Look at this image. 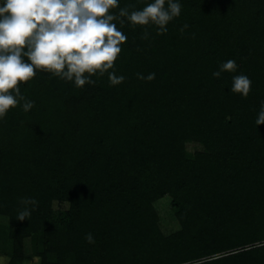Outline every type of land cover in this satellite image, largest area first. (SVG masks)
Returning a JSON list of instances; mask_svg holds the SVG:
<instances>
[{
	"label": "trees",
	"instance_id": "obj_1",
	"mask_svg": "<svg viewBox=\"0 0 264 264\" xmlns=\"http://www.w3.org/2000/svg\"><path fill=\"white\" fill-rule=\"evenodd\" d=\"M180 2L163 34L114 21L127 36L109 70L120 85L97 73L78 88L45 71L19 85L34 107L0 120L8 264L25 259V238L40 264H264V0ZM229 59L237 71L214 77ZM239 74L246 98L228 92ZM165 196L179 224L168 236L154 206ZM26 198L38 203L21 220ZM53 201L69 203L61 220Z\"/></svg>",
	"mask_w": 264,
	"mask_h": 264
},
{
	"label": "clouds",
	"instance_id": "obj_2",
	"mask_svg": "<svg viewBox=\"0 0 264 264\" xmlns=\"http://www.w3.org/2000/svg\"><path fill=\"white\" fill-rule=\"evenodd\" d=\"M120 0H0V120L9 111L20 106L24 111L34 107L19 85L32 80L37 71H45L83 88L94 84L91 77L108 74L112 85H120L125 77L117 75L114 62L127 41L126 34L117 27H157L160 34L168 31L167 25L182 12L180 0H150L141 10L129 12L119 8ZM119 8L114 13L113 9ZM147 37V33L145 34ZM235 60L221 62L214 77L236 72ZM87 74V75H85ZM141 80L152 81L154 72L147 76L138 73ZM251 79L245 74L234 75L228 92L246 98L251 91ZM21 101H24L21 104ZM257 129L264 125V102L255 120ZM19 213L23 220L31 214L28 205L37 201L26 198ZM94 243L91 233L86 235Z\"/></svg>",
	"mask_w": 264,
	"mask_h": 264
},
{
	"label": "rangeland",
	"instance_id": "obj_3",
	"mask_svg": "<svg viewBox=\"0 0 264 264\" xmlns=\"http://www.w3.org/2000/svg\"><path fill=\"white\" fill-rule=\"evenodd\" d=\"M62 120H66L65 118ZM201 145L195 142H188L186 149L189 153L199 150ZM154 206L159 215V227L163 234L166 236L173 234L179 229V224L174 217V211L170 207V198L165 196L154 202ZM69 210V203L65 201H53L51 204V217L53 221L61 220ZM10 221L7 216L0 215V264H8L10 255L12 253L11 236L9 235ZM41 243H38V251L41 249ZM24 260L18 264H40L41 259L35 253L34 246L30 238L23 239L21 246Z\"/></svg>",
	"mask_w": 264,
	"mask_h": 264
}]
</instances>
